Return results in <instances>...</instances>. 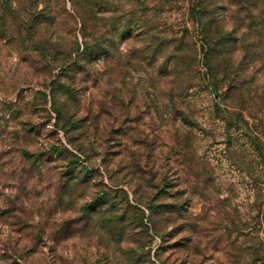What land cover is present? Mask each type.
Masks as SVG:
<instances>
[{"label": "rangeland", "instance_id": "rangeland-1", "mask_svg": "<svg viewBox=\"0 0 264 264\" xmlns=\"http://www.w3.org/2000/svg\"><path fill=\"white\" fill-rule=\"evenodd\" d=\"M23 1L29 11L46 1L55 22L39 25L31 42L10 39L13 28L5 40L0 29V264H59L60 257L84 264L83 257L94 252L93 240L84 235L54 253L50 229L44 225L42 236L38 226L40 220L72 218L94 193L91 181L54 212L68 158H53L51 146L68 147V140L85 145V164L100 172L96 182H113L131 203H145L164 187L166 201L183 203L182 216H192L200 244L184 263L186 256L171 248L177 237L168 239L161 243L163 264H247L253 252H263L264 47L255 60L238 47L228 56L231 65L212 56L215 68L221 63L215 79L188 19L189 0H96L105 3L86 23L87 33L102 32L110 18L129 9L138 15L147 10V24L116 40L109 58L90 65L86 83L77 77L72 86L80 98L78 116L87 115L89 127L64 134L53 127L50 97L60 62L35 48L41 35L61 50L81 42L83 26L73 10L83 0H15ZM153 40L168 42L155 58ZM90 111L98 115L96 125ZM134 153L142 156L136 175L126 167ZM8 208L11 215L4 212ZM159 244L155 238L153 249Z\"/></svg>", "mask_w": 264, "mask_h": 264}, {"label": "trees", "instance_id": "trees-1", "mask_svg": "<svg viewBox=\"0 0 264 264\" xmlns=\"http://www.w3.org/2000/svg\"><path fill=\"white\" fill-rule=\"evenodd\" d=\"M44 2V7H35L34 10L29 11L25 9L27 7L24 1L18 5L15 0H0V29L2 27L5 29L2 31V37L7 40L11 33L10 29L13 28L14 34H11L10 39L15 37L18 41L24 42L23 39L27 37L31 42L39 25L46 24L51 27L55 22V15L51 10H47L49 5ZM103 3L105 2L83 0L79 8L74 7L73 11L83 26L81 42L75 39L73 46L61 50L56 43L51 42L49 36L41 35L39 38L44 40L39 39L36 43L35 49L42 56L60 62L55 64L56 67H60V71L50 82V97L51 110L55 114L53 127L62 130L64 134L77 130L85 132L89 127L85 123L88 119L87 115L78 116L80 98L72 86L76 83L77 77L80 75L81 82L86 83L90 76L88 68L90 65L101 58H109L116 40L131 37L137 30L144 29L147 24V10H143L142 14L138 15L133 9H129L123 11L120 16L110 18L108 27L102 32L87 33L86 23L97 19L96 13L101 11ZM24 9L26 17L23 15ZM187 15L193 30H196L201 37L205 56L204 66L213 73L215 79L221 63L215 68L210 60L212 56L222 55V63L231 65L228 56H233L238 47L249 60L258 58L259 52L264 47V0H189ZM151 43L150 56L153 58L158 57L168 44L167 41L154 42V40ZM211 85L217 89L216 82H212ZM92 114L91 125H96L98 115L94 112ZM68 145V147L62 144L51 146L50 153L53 154V158H68L65 171L62 172L65 180L62 182L58 200L54 204V212L57 208H64L68 204L66 199L73 192L78 189L88 190L91 181H93L91 188L94 189V193L72 218L60 220L54 218L51 223L48 220L42 224L41 220L40 223L38 222L42 236L46 235L43 232L44 225L47 231L50 229L47 237L51 241L54 253L60 251L59 248L63 243L86 235L93 240L95 250L91 256L83 257L84 264H163L160 255L161 243L177 237L172 242L171 248L178 251V254L186 256L183 262H187L186 259L195 253V248L199 247L200 242L192 216H182L185 212L183 203L166 201L162 197L167 191L165 187L159 188L158 192L148 197L145 203L141 200H134V203H131L127 192L113 188V182H110L109 187L103 182H96L100 172L97 168L85 164L89 156L84 144H74L68 140ZM27 156L31 154L27 153ZM130 158L131 164L126 167L131 169L128 172L136 175L141 170L139 163L142 156L134 153ZM43 159L45 156L37 157V161ZM108 178L110 179L109 176ZM140 205H143L146 211L142 210ZM4 212L13 213L11 208ZM14 222L19 223L18 225L25 223L20 217ZM169 225L175 228L167 231ZM155 238L160 240V244L153 249L152 243ZM257 263L264 264V251L253 252L247 264ZM59 264H66V261L60 257Z\"/></svg>", "mask_w": 264, "mask_h": 264}]
</instances>
